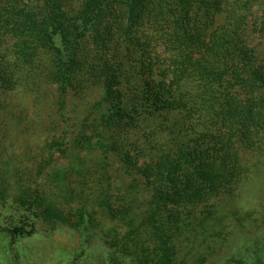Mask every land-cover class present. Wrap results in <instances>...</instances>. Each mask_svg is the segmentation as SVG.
<instances>
[{
	"label": "trees",
	"instance_id": "16d2710c",
	"mask_svg": "<svg viewBox=\"0 0 264 264\" xmlns=\"http://www.w3.org/2000/svg\"><path fill=\"white\" fill-rule=\"evenodd\" d=\"M258 7L264 0H0V86L34 103L49 92L58 121L33 190L19 188L17 201L105 242L124 225L135 249L117 245L122 264H177L187 220L203 224L211 200L244 176L243 155L264 157ZM6 229L13 240L32 232Z\"/></svg>",
	"mask_w": 264,
	"mask_h": 264
},
{
	"label": "rangeland",
	"instance_id": "374dc122",
	"mask_svg": "<svg viewBox=\"0 0 264 264\" xmlns=\"http://www.w3.org/2000/svg\"><path fill=\"white\" fill-rule=\"evenodd\" d=\"M136 64L141 69L139 60ZM49 94L34 103L16 95L8 82L0 86V264H122L128 259L117 251L118 246L135 249L124 225H115L119 233L111 231L105 242L99 234L84 233L17 199L19 188L33 190L46 157L45 146L58 133ZM258 155H243L239 169L244 176L211 200V213L202 225L195 212L187 220L190 224L178 241L177 264H264V157ZM112 183L120 186L123 181L113 173ZM53 191L57 193L56 188ZM113 223L107 218L104 227ZM13 225L32 232L13 240L6 229Z\"/></svg>",
	"mask_w": 264,
	"mask_h": 264
}]
</instances>
